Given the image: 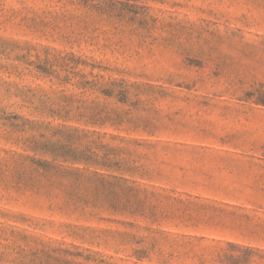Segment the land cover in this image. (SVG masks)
<instances>
[{
  "label": "rangeland",
  "instance_id": "obj_1",
  "mask_svg": "<svg viewBox=\"0 0 264 264\" xmlns=\"http://www.w3.org/2000/svg\"><path fill=\"white\" fill-rule=\"evenodd\" d=\"M0 264H264V0H0Z\"/></svg>",
  "mask_w": 264,
  "mask_h": 264
}]
</instances>
